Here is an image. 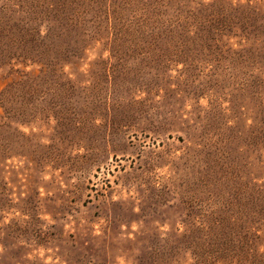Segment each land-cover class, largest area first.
Masks as SVG:
<instances>
[{"label": "rangeland", "instance_id": "374dc122", "mask_svg": "<svg viewBox=\"0 0 264 264\" xmlns=\"http://www.w3.org/2000/svg\"><path fill=\"white\" fill-rule=\"evenodd\" d=\"M0 264H264V0H0Z\"/></svg>", "mask_w": 264, "mask_h": 264}]
</instances>
